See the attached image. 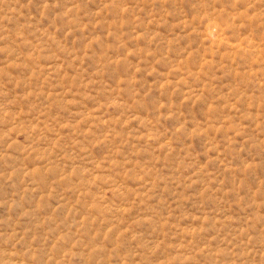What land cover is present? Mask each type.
Wrapping results in <instances>:
<instances>
[{"label": "rangeland", "instance_id": "rangeland-1", "mask_svg": "<svg viewBox=\"0 0 264 264\" xmlns=\"http://www.w3.org/2000/svg\"><path fill=\"white\" fill-rule=\"evenodd\" d=\"M0 264H264V0H0Z\"/></svg>", "mask_w": 264, "mask_h": 264}]
</instances>
